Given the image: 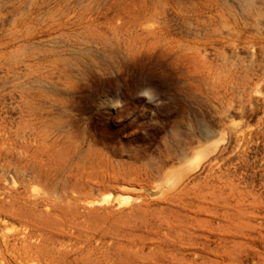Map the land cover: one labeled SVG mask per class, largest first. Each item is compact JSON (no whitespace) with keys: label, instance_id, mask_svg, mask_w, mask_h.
Listing matches in <instances>:
<instances>
[{"label":"rangeland","instance_id":"1","mask_svg":"<svg viewBox=\"0 0 264 264\" xmlns=\"http://www.w3.org/2000/svg\"><path fill=\"white\" fill-rule=\"evenodd\" d=\"M0 264H264V0H0Z\"/></svg>","mask_w":264,"mask_h":264}]
</instances>
